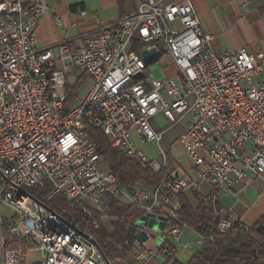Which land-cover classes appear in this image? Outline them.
<instances>
[{"label": "built area", "instance_id": "built-area-1", "mask_svg": "<svg viewBox=\"0 0 264 264\" xmlns=\"http://www.w3.org/2000/svg\"><path fill=\"white\" fill-rule=\"evenodd\" d=\"M188 2L141 0L135 13L84 36L79 46L67 41L48 49H39L35 39L47 0L0 2V206L14 212L10 218L0 215L9 235L4 264L19 262L23 250L9 249L19 240H29L40 264H65L67 249L74 248H82L74 264H106L92 235H78L46 206L57 196L68 208H79L95 230L98 214L112 200L130 201L139 213L154 207V219H165V227L163 233L142 229L147 241L133 242L130 254L141 264L166 240L178 239L181 228L169 227V220L180 210L178 194L193 182L168 177L156 186L124 191L89 138V128L101 130L112 148L158 174L168 164L164 134L185 123L177 141L200 181L226 191L248 177L264 178V80L256 83L264 54L245 48L216 52L213 37ZM153 48L158 61L172 59L175 76L157 80L142 69L141 53ZM77 72L92 85L79 104L68 107L67 79ZM126 81H133V88H126ZM158 114L168 124L165 130L152 126ZM132 133L142 144H157L159 158L137 150ZM47 184L52 191L42 200L27 192ZM232 227L222 218L215 226L222 234ZM157 235L159 245L148 247Z\"/></svg>", "mask_w": 264, "mask_h": 264}, {"label": "crops", "instance_id": "crops-1", "mask_svg": "<svg viewBox=\"0 0 264 264\" xmlns=\"http://www.w3.org/2000/svg\"><path fill=\"white\" fill-rule=\"evenodd\" d=\"M20 1L27 4L29 1L36 0ZM139 1L141 0H47L48 9L40 17L35 30L37 47L39 49L54 48L67 41L74 42L79 46L84 36L94 34L100 27L116 24L123 16L135 13ZM156 1L167 5L173 0ZM188 6L199 17L205 32L213 37V47L216 52L224 54L245 48L250 53L260 51L264 54V0H189ZM173 27L179 29L178 24ZM158 62L162 63L164 70L170 66L176 67L169 57ZM176 72L178 73L177 67ZM263 80L264 71L256 83ZM159 116L165 121L161 114H158L152 120L154 125H156ZM176 127L179 129L178 134L173 139H166V145H168L166 149L161 146L168 156L167 168L163 172L164 176H186L193 182L192 186L181 191L193 209L198 206L195 193L202 198L213 197L221 210L220 219H227L233 227H253L264 216V178L248 177L226 191H218L208 183L200 181L192 161L186 156L177 141L179 135L185 131L186 124L181 123ZM154 129L163 130L157 125ZM131 136L137 150L151 160L159 158L157 144H142L135 133H132ZM175 145L180 147L178 153L174 152ZM120 202L131 204L126 200ZM13 214L11 208L0 206V215L4 219L12 217ZM112 221L113 219L109 217L100 218L101 224L109 232H111ZM140 231L144 230L140 229ZM8 236L7 226L0 221V264H4L3 246L9 243ZM157 237L160 241L161 236L157 235ZM202 244L203 239L198 233L189 227H184L181 229L178 239L171 242V246L177 253L175 260L179 261L181 254H185V258L190 260L200 252ZM31 251L35 253L34 260H29ZM38 260L39 254L30 249L25 252L23 264H34ZM110 264L141 263L132 254H129L125 261H114ZM144 264H164V258L162 255L156 254Z\"/></svg>", "mask_w": 264, "mask_h": 264}, {"label": "trees", "instance_id": "trees-1", "mask_svg": "<svg viewBox=\"0 0 264 264\" xmlns=\"http://www.w3.org/2000/svg\"><path fill=\"white\" fill-rule=\"evenodd\" d=\"M135 48H140L138 41L135 43ZM85 78L87 76L83 75L75 84L66 86L68 107L72 106L77 90ZM88 134L97 147L101 159L118 177L120 187L124 191L131 193L135 185L156 186L163 178H168L164 176V170L154 174L150 168L141 165L136 159L129 158L118 149L112 148L101 130L89 128ZM51 191L52 187L48 184L42 189L27 190L37 200H42ZM181 193H179L180 210L175 218L169 220V227L178 226L181 229L189 227L203 239L200 252L185 264H264V232L262 229L264 216L253 227L234 226L222 234L215 228L220 219L221 210L213 197L202 198L195 193L198 206L193 209ZM46 206L78 230L92 235L110 263L125 261L131 253L133 242L141 233L134 224L138 214L140 218L144 213H139V208L134 204L111 201L109 208L102 214L113 219L110 225L111 232L104 228L99 217V229H93L90 223L83 219L80 209L68 208L67 201L61 196L53 198ZM21 241H15L14 244L18 248L22 247L24 251L33 249L29 245V240ZM158 254L164 258V264H182L175 260L177 253L168 240L161 246Z\"/></svg>", "mask_w": 264, "mask_h": 264}, {"label": "rangeland", "instance_id": "rangeland-1", "mask_svg": "<svg viewBox=\"0 0 264 264\" xmlns=\"http://www.w3.org/2000/svg\"><path fill=\"white\" fill-rule=\"evenodd\" d=\"M1 1H3V0H0V2ZM176 73L177 72H176V67L175 66H170L168 69L164 70L162 68V63H160V62H156V63H154L152 65H148V67L146 69V74H151L157 80L164 79L165 77H168L170 75L171 76H175ZM80 76H81V74L79 72H77L75 75L69 76L68 79H67L68 84L69 85L75 84L76 83V79L79 78ZM90 87H91L90 80L88 78H85L83 80V84L77 90L76 98L72 102V107L73 106H76L77 104H79L83 100V98H85V96L87 95V93L90 90ZM153 125H154V122H152V126ZM156 125L159 126L163 130H165L166 128H168V124L164 120H162V118L160 116L156 120ZM156 125H154L153 127H156ZM178 132H179L178 127L173 128V129L167 131V133H166L163 141L161 142V146L164 149H166V147L168 146V145H166V139L167 138L168 139H173L175 137V135L178 134ZM179 150H180V147L178 145H175L174 152L175 153H178ZM40 189H42V188H40ZM102 214H103V212L102 213H99L98 214V217L99 218H105V216L102 215ZM154 232H156V231H154ZM19 242H22V241L19 240ZM159 243H160L159 237H156L155 240H152V241L147 242V245H148V247H152L154 245H157L158 246ZM9 246L11 247L9 249H13V250L20 249V250H23L24 251V249L22 247L21 248L20 247L18 248L14 243L9 244ZM24 257H25V254H21L20 260L16 264H23L24 263ZM185 257H186L185 254H181L179 261H181L182 263H187L189 261V258H185Z\"/></svg>", "mask_w": 264, "mask_h": 264}, {"label": "water", "instance_id": "water-1", "mask_svg": "<svg viewBox=\"0 0 264 264\" xmlns=\"http://www.w3.org/2000/svg\"><path fill=\"white\" fill-rule=\"evenodd\" d=\"M141 58L146 62L147 65H152L156 62H158L159 59V53L156 49H151V50H145L141 53ZM141 77V73H138L134 78L135 79H140ZM162 221V222H161ZM165 219L163 218H159L158 220L154 219L153 215H146V216H142L139 218V220L134 224L136 228L138 229H146L147 230H152V231H156L158 233H163L164 231V227H165ZM263 232H264V225L262 227ZM143 231L139 234V236L137 237V240L140 243H144L145 241H147L148 236H147V232ZM78 235L84 237V238H89L88 234H85L84 232H81L79 230H77ZM97 246L98 244L96 243L95 240H92ZM100 253L105 261L106 264H110L107 259L104 257L100 247L98 246ZM34 264H40L39 262H35Z\"/></svg>", "mask_w": 264, "mask_h": 264}, {"label": "bare ground", "instance_id": "bare-ground-1", "mask_svg": "<svg viewBox=\"0 0 264 264\" xmlns=\"http://www.w3.org/2000/svg\"><path fill=\"white\" fill-rule=\"evenodd\" d=\"M148 65L145 61H142V69H147ZM126 88H133V81H126ZM153 215L154 216V207L152 206H144V214L146 215ZM82 256V248H74V249H67V256H65V264H74V260H80ZM35 253H29V260H34Z\"/></svg>", "mask_w": 264, "mask_h": 264}]
</instances>
